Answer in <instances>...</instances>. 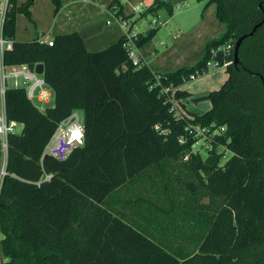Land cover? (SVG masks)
Here are the masks:
<instances>
[{"label": "trees", "instance_id": "trees-1", "mask_svg": "<svg viewBox=\"0 0 264 264\" xmlns=\"http://www.w3.org/2000/svg\"><path fill=\"white\" fill-rule=\"evenodd\" d=\"M31 2L9 0L2 36L12 45L1 60L5 66L42 65L53 105L38 110L22 87L3 92L6 119L22 129L6 139L1 258L9 264H264V0H206L204 6L214 3L224 31L205 43L195 65L163 75L141 61L133 66L123 36L94 53L74 32L53 36L52 45L37 38L15 41V14L29 17ZM51 3L56 13L60 0ZM110 8L119 19H129L119 0ZM161 8L172 14L166 0H151L137 18L156 16ZM261 20L240 44L219 89L192 100L208 101L211 109L198 116L181 111L180 100L190 95L180 86L208 73L210 51L230 38L235 42ZM157 29L137 33L135 47L145 46ZM172 102L178 104V118L170 112ZM79 111L83 146L63 162L44 157L57 124ZM188 126L206 129L204 157L191 151L200 138L188 135ZM166 171L187 174L173 180L208 197L206 208H213L196 217L191 252L173 248L161 236L162 216L173 210L169 180L155 186L166 200L161 214L146 201L139 223L115 207L119 202L136 210L140 198L130 202L119 193L154 177L155 184Z\"/></svg>", "mask_w": 264, "mask_h": 264}, {"label": "rangeland", "instance_id": "rangeland-1", "mask_svg": "<svg viewBox=\"0 0 264 264\" xmlns=\"http://www.w3.org/2000/svg\"><path fill=\"white\" fill-rule=\"evenodd\" d=\"M17 1L19 2L17 3L19 5L20 1L23 3L26 0H17ZM34 1L35 0H32L31 4L28 6L29 7V17L22 13L15 14L14 25H15L16 34L19 39L30 38L34 33V30L35 32L38 31V33L43 32L39 28L35 29L34 24L32 22L31 17L34 11L32 10L31 5L34 3ZM183 1H186V3L188 4L185 6ZM205 1L206 0H201V1L166 0V2L170 3L172 6V14L170 16H168L164 8H161V11H159L158 16L146 15L144 17H140V18L138 17L136 20L137 22H135V28L142 35L145 31V28H150V27L153 28L155 26L158 27L154 35L151 37L150 41L145 44V48L152 46L154 49H157L158 43L160 41H164L166 42L167 46L162 49H157L153 55H155L156 53L162 52V50L164 49L168 51L171 49H174L170 54L171 55L170 58L172 62L175 61L177 65L181 63V65H179L180 67L181 66L189 67L188 65H185L186 63L188 64L190 62L196 63V61L201 59L203 56V48H204L205 43L203 44L202 41L204 37H207V32H206L207 31V21L201 22L199 20L200 14L203 12L206 13V11L213 10L212 17L214 19V23L211 27L214 28V27L223 26V24L215 16L214 3L212 2L208 4L207 6H204L206 3ZM50 2L51 0L50 1L49 0H37L35 5L33 6L35 9V15L40 16L42 22H46L47 16H46L45 5L49 4ZM119 3H120V0H119ZM137 5H139L141 11H144L145 4L143 3L142 0L138 1ZM111 9L112 8H110V10ZM127 10H129V8H127ZM121 12H122V16L125 17V15L123 14L124 11H123L122 5H121ZM54 14L55 12H54V7H53L51 16ZM156 20L158 21L157 24H155ZM110 25H112V23H110L109 26ZM223 30H224V26H223ZM174 33H176L178 36L177 41H172L171 36ZM179 39L183 41V44H181L179 48L173 47L175 43L177 42L179 43ZM220 71H222L223 75L226 76L225 70H220ZM209 73L212 74L214 72L211 71ZM7 85L8 86L10 85L9 82L7 83ZM20 87L23 88L24 83L20 82ZM49 100L51 101L48 104V106H51L53 104L52 97H50ZM32 104L37 109H41V108L44 109L42 105L37 104L34 100L32 101ZM175 105L178 106L176 102H175ZM178 107L181 111L186 112L185 109L182 108L181 106H178ZM200 153H201L200 155L204 157L203 151ZM1 156H2V153L0 152V157ZM182 175H187V174L185 173L178 174L176 172L166 171L165 177L163 178V180L155 182V184H153L154 178H155L154 177V178H151L149 181L144 180L140 184H134L132 186H129L128 188L124 189V191L120 192L118 197L122 200H129L130 202H132L135 199L140 198L138 200L137 208L135 207L136 210L132 209L131 207L123 208L119 204V202L116 203L115 207L118 211H121L123 214L131 216L130 218L132 219L134 218L138 220L139 223H141L143 209H144L146 201L150 200L156 206H159L160 209H162L160 212L161 214L162 212L166 210L165 202H164L166 200H165V196L161 192L160 186L158 187H155V186L162 185V183H165L166 180H169L173 184V187H172L174 189L173 191H175L173 194L174 203L172 206L173 210L170 213L162 216L163 223L161 225V232H162L161 236L162 238L163 237L166 238L164 240L165 243H169V244L171 243L173 248H176L178 246L181 249V251H183L184 249H187L188 252H191L194 246L192 243L188 242V240L190 236L195 233L194 227L196 226L195 224L196 217H200L201 215L204 216L206 213L210 214L211 209L213 208L212 207L210 209L206 208L208 205H210L208 197L201 195L197 192L193 193L190 189H187L185 187L182 188L181 184H177L173 180L175 176H178V178L181 179ZM184 180L186 179H183L181 181H184ZM158 188H160V190H158ZM136 211H138V214L136 213ZM144 214L147 215V212H144ZM1 238L2 236L0 234V239ZM251 250L254 251L253 248ZM253 251L250 253L248 252L247 256L249 257L253 253Z\"/></svg>", "mask_w": 264, "mask_h": 264}, {"label": "crops", "instance_id": "crops-1", "mask_svg": "<svg viewBox=\"0 0 264 264\" xmlns=\"http://www.w3.org/2000/svg\"><path fill=\"white\" fill-rule=\"evenodd\" d=\"M50 1V0H49ZM138 1L141 0H120V4L123 7V14L125 17H128L129 20H134L137 18L138 14L141 13V9L139 5H137ZM145 4V8L149 5L151 0H142ZM37 0L31 5L34 13L32 14V22L34 24L35 29L39 28L42 30V33L35 32L30 38L19 39L16 31L14 30V39L18 42H26L32 41V39L37 38L40 42L50 41V39L59 34L63 33H77L83 41L84 47L87 52L94 53L100 50H103L111 44L118 41V38L123 36V29L118 22V17L114 15L113 11H109L111 0H60V8L59 10L51 16V12L53 9L52 3L46 4V22H42L41 17L35 15L34 5ZM16 3H19L16 0ZM20 3H22L20 1ZM185 6L188 4L186 1H183ZM129 8V10H127ZM213 9V8H212ZM161 11V10H160ZM213 11V10H212ZM212 11H206L200 14V21H207V37L203 38L202 43H206L205 41H213V38L219 37L222 34L223 26L220 27H211L214 23V19L212 17ZM214 13H215V5H214ZM159 11L156 13L158 16ZM112 25L109 26V24ZM158 21L156 20V24ZM159 26V25H158ZM133 29L136 33L141 34L135 28V23L133 24ZM148 28H145L147 30ZM221 32V33H220ZM220 33V34H219ZM43 36V38H42ZM172 41H177V34L174 33L172 36ZM183 44V41L179 39V43H175L173 47H178ZM167 46L166 42L160 41L157 45V49H162ZM157 49H154L152 46L145 48L142 47L138 49L137 55L139 56V60L143 65H147L148 67L154 69L157 73L163 75L164 73H171L180 68L179 65L174 61H171V50H162L160 53H156ZM144 50V51H143ZM197 62V61H196ZM195 65V62L186 63L191 67V65ZM192 65V66H193ZM182 67V66H181ZM222 69H213L212 74L209 72L197 77L193 81H189L182 86H180L181 90L186 91L190 96L181 100V104L185 107V111L187 113L193 115H201L205 112H208L211 109V105L208 101H197V103H193V99H197L198 97H202L207 95L208 93H212L219 89V86L226 80L227 76L223 75ZM211 72V71H210ZM8 83V82H7ZM10 88L12 86V81H9ZM49 93L53 99V94L49 90ZM33 101V100H32ZM31 101V103H32ZM37 104L42 105L43 108H50L48 106L51 100L47 103H41L37 100H34ZM40 111H44V109H38ZM78 115L82 118V113L77 112ZM0 152L2 156L0 157V169L4 166V154L0 146Z\"/></svg>", "mask_w": 264, "mask_h": 264}, {"label": "built area", "instance_id": "built-area-1", "mask_svg": "<svg viewBox=\"0 0 264 264\" xmlns=\"http://www.w3.org/2000/svg\"><path fill=\"white\" fill-rule=\"evenodd\" d=\"M9 0H0V146L4 154V166L0 169V186L2 177L5 175V158H6V139L7 136L11 133H20L22 127L20 124L15 121H8L3 111V99H4V90L7 88V82L12 81L11 87H20V82L24 83V93L28 100H37L41 103H47L51 97L49 93V88L43 80L42 75H38L34 72V67L30 68L28 65H14V66H5L2 62V55L4 52L11 49L12 43L10 39L3 38L2 36V22L4 16L8 10ZM120 26L122 27L124 33L123 37L126 39L124 48L126 50V55L131 61V64L135 67L140 66L139 56L137 55V48L135 47V39L137 33L131 25L129 19H118ZM156 24V22H155ZM40 42V41H38ZM48 45H52L50 41H45ZM43 43V42H41ZM233 39H229L223 45L217 46L210 51L209 61L206 63V68L208 72L213 71V69H222L225 70L233 63ZM160 76H156L155 79L158 81ZM194 77H189V81H193ZM171 87L164 89L165 92H168ZM170 112H173L174 116L178 118L180 116L179 111L175 105V102H172ZM56 131L51 137L50 141L47 143L46 148L44 149L43 155H47L56 161L63 162L68 154L76 148L83 146L84 139V126L82 124V118L78 115L77 112H73L68 118L62 120L56 126ZM155 130H158V127H155ZM188 135H193L194 138L198 139V142L192 145L191 151L199 152L204 149L203 141L201 140L204 137L206 129L203 127H186ZM185 140L181 137L178 139L180 144L184 143ZM199 148V149H198ZM45 180L48 179L47 176L44 177ZM0 264H9L6 260L0 256Z\"/></svg>", "mask_w": 264, "mask_h": 264}, {"label": "water", "instance_id": "water-1", "mask_svg": "<svg viewBox=\"0 0 264 264\" xmlns=\"http://www.w3.org/2000/svg\"><path fill=\"white\" fill-rule=\"evenodd\" d=\"M263 22V20H261L260 22L254 24L252 26V28L246 32L245 34L243 35H240L236 41L234 42V45H233V51H232V54H233V65L236 64L237 62V50L240 46V44L244 41V39H246L247 37L251 36L252 32L261 25V23ZM34 72L38 75H42V65L38 64L35 66L34 68ZM47 155H44V157H46Z\"/></svg>", "mask_w": 264, "mask_h": 264}]
</instances>
